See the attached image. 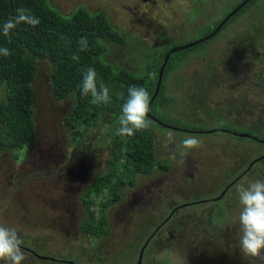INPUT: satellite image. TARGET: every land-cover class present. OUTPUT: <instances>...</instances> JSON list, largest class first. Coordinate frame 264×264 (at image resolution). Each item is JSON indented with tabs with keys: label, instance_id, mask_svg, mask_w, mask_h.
I'll use <instances>...</instances> for the list:
<instances>
[{
	"label": "rangeland",
	"instance_id": "374dc122",
	"mask_svg": "<svg viewBox=\"0 0 264 264\" xmlns=\"http://www.w3.org/2000/svg\"><path fill=\"white\" fill-rule=\"evenodd\" d=\"M234 1L51 0V4L65 14L83 4L92 11L104 10L124 37L119 43L106 41V59L142 74L156 49L158 53L201 38L207 25ZM252 20L253 11H246L215 37L174 57V63H182L167 72L168 104L156 112L176 124H156L152 129L155 154L168 168H155L139 175L134 185L119 187L121 197L116 201L107 188L116 176L103 183L91 206L96 222L102 213L106 218L107 232L98 237L81 231L79 222L86 216L81 198L109 169L108 123L100 119L73 139L64 124L73 98L55 99L51 65L37 60L32 82L35 139L21 148H0V224L16 228L21 245L40 255H25L21 248L22 264H55L41 256L76 264L133 263L161 221L157 235L148 240L146 264H264L240 252L242 206L237 191L241 185L264 181V156L260 158L264 144L232 133L252 128L264 117V44L256 38L263 31L254 25L249 31ZM254 20L264 24V16ZM191 88L196 91L189 93ZM4 94L2 87L0 96ZM169 133L173 142L168 141ZM190 136L201 145L185 152L178 145ZM251 162L250 169L232 182ZM213 200H222L226 211L220 222H214L218 203ZM104 201L109 204L101 210Z\"/></svg>",
	"mask_w": 264,
	"mask_h": 264
},
{
	"label": "trees",
	"instance_id": "16d2710c",
	"mask_svg": "<svg viewBox=\"0 0 264 264\" xmlns=\"http://www.w3.org/2000/svg\"><path fill=\"white\" fill-rule=\"evenodd\" d=\"M241 1L235 0L215 21L207 25L200 37L211 32L220 20ZM246 11H253V20L249 24V31L253 25L262 30L263 35L260 37L257 34L256 38L264 44V24L260 22L257 24L254 20L256 16H264V0H250L232 15L221 29H226L231 22ZM21 13L38 17L39 24L33 27L27 23H19L10 30L8 36H5L3 34L4 23L15 20ZM215 36L216 34L213 37ZM81 37L87 38V50L85 51H81L77 43ZM107 40L119 43L124 40V37L110 23L108 14L104 10L92 11L83 4L65 14L52 5L51 0H0V48L6 47L11 52V55L7 57L0 55V89L3 87L5 92L4 97L0 96V148H21L35 139L36 123L32 82L37 74L38 59H46L51 65L50 84L55 99L73 98L72 106L64 117V124L70 130L73 139L81 138L100 119L108 123L105 133L110 136L109 169L82 194L86 216L80 222V228L85 236L94 237L107 232L104 213L96 222L94 211L91 209L94 204L93 195L97 196L102 193L103 183L110 181L113 175L116 176V180L112 184H107L108 191L112 194L111 200L116 201L121 197L119 187L134 185L139 175H148L155 168L163 171L168 168V163L155 154V136L152 129L153 125L159 123L146 115L150 127L145 131L136 132L130 137L116 135V129L119 127L118 120L122 114V105L128 98V88L133 85L143 87L151 97L160 65L171 47L158 53H155L157 49L152 51V62L147 65L146 72L140 74L125 66H115L106 59ZM204 42L175 51L169 56L159 91L148 111L160 122L169 125L176 124L165 120L156 112L158 106L168 104L165 99L168 90L167 72H170L174 66L179 67L182 63H174V57L180 56L189 49H195ZM149 52H146L145 55H148ZM74 55L78 56V59H73ZM262 60H264V52ZM89 67L96 71L97 89L99 90L102 86L109 89L110 102L106 105H94L90 103V96L80 95L78 86ZM197 76L200 82V75ZM194 91L196 90L191 88L189 93H194ZM261 119L262 121L254 127L244 128V131L240 132H247L264 140L263 115ZM118 170L122 172L123 176L116 175ZM231 184L232 182L229 186ZM216 202L218 205L213 211L216 218L214 222H220L226 211L222 200ZM108 204L109 202H101V210H104ZM143 260L142 257V264H146V262L143 263Z\"/></svg>",
	"mask_w": 264,
	"mask_h": 264
},
{
	"label": "clouds",
	"instance_id": "9594fccd",
	"mask_svg": "<svg viewBox=\"0 0 264 264\" xmlns=\"http://www.w3.org/2000/svg\"><path fill=\"white\" fill-rule=\"evenodd\" d=\"M27 23L33 27L39 24V18L24 13L19 14L15 20H9L3 25V34L8 36L11 29L19 23ZM80 50H87V38L81 37L77 42ZM0 55L7 57L11 55L8 48H0ZM78 59V56H73ZM80 95L91 97L90 103L94 105L108 104L110 102L109 89L102 86L99 90L96 85V71L89 67L83 75L81 84L78 86ZM149 93L143 87L135 85L128 88V98L121 108L118 120L119 127L116 135L121 137L133 136L136 132H142L150 127L146 119L149 111ZM174 137L168 134V141L173 142ZM201 141L190 136L184 139L179 148L185 152L198 148ZM239 202L242 209L239 214V226L241 229L240 252L244 257H251L264 261V181L256 180L247 187L241 185L238 188ZM33 237L37 233L32 234ZM23 243L16 228L0 224V261L4 264H22L25 259L21 249Z\"/></svg>",
	"mask_w": 264,
	"mask_h": 264
},
{
	"label": "water",
	"instance_id": "95a60500",
	"mask_svg": "<svg viewBox=\"0 0 264 264\" xmlns=\"http://www.w3.org/2000/svg\"><path fill=\"white\" fill-rule=\"evenodd\" d=\"M250 0H242L238 5H236L233 9H231L221 20L220 22L217 24V26L211 31L209 32L208 34H206L205 36H202L201 38H198L194 41H191L189 43H186V44H183V45H178V46H175V47H172L169 49V51L165 54L164 58H163V61H162V64L160 65V68H159V71H158V77H157V81H156V85H155V89H154V92L153 94L151 95L150 97V101H149V106L150 104L152 103L153 99L156 97L158 91H159V87H160V84H161V80H162V76H163V71H164V68H165V65L169 59V56L174 53L175 51H178V50H182V49H186V48H189V47H192V46H195L201 42H204L206 40H209L210 38H212L216 33H218V31L222 28V26L226 23V21L232 16L234 15L236 12H238L242 7H244ZM148 117H150L151 119H153L154 121H156L157 123L163 125V126H166V127H172L171 125L169 124H166V123H163V122H160L159 120H157L155 117L151 116L149 112H147L146 114ZM173 128H176V126H174ZM232 132V131H231ZM233 134L235 135H238V136H249L251 137L253 140L257 141V142H260V143H263L264 144V140L262 139H259L249 133H242V132H232ZM264 156V154L262 156H260V158H262ZM259 158V157H258ZM259 158V159H260ZM253 164V162L249 163L247 168L242 172V174L247 171L250 166ZM241 174V175H242ZM240 176V175H239ZM238 176V178H239ZM229 186V185H228ZM228 186H226V188H228ZM225 188V189H226ZM225 190H223V193H224ZM142 252H143V248L142 250L140 251V254H139V258H138V263L141 261V258H142ZM39 256V255H38ZM43 257V256H41Z\"/></svg>",
	"mask_w": 264,
	"mask_h": 264
},
{
	"label": "flooded vegetation",
	"instance_id": "af4514ba",
	"mask_svg": "<svg viewBox=\"0 0 264 264\" xmlns=\"http://www.w3.org/2000/svg\"><path fill=\"white\" fill-rule=\"evenodd\" d=\"M228 9V8H227ZM217 34V33H216ZM236 136H238V135H236ZM239 137H242V136H239ZM245 138H249V139H251V140H253L251 137H249V136H244ZM255 141V140H254ZM257 142V141H256ZM257 143H260V142H257ZM260 144H262V143H260ZM248 166V165H247ZM245 170V169H244ZM244 170H242L240 173H239V175H241L242 174V172L244 171ZM246 173V172H245ZM245 173H243L242 175H244ZM239 175H235L232 179H233V181L232 182H234L235 180H236V178L239 176ZM231 179V180H232ZM229 185V184H228ZM227 185V186H228ZM229 187V186H228ZM225 188H226V186H225ZM224 188V189H225ZM206 199H209V200H211V199H213L212 197H209V198H206ZM81 201H82V203H83V199L81 198ZM197 201H199V200H195V202H197ZM213 201H215V200H213ZM84 204V203H83ZM187 204H189V203H187V202H184L182 205H187ZM85 205V204H84ZM83 208H84V210H86V207L85 206H83ZM173 209H175V208H173ZM85 218V217H84ZM83 218V219H84ZM82 219V220H83ZM81 220V221H82ZM80 221V222H81ZM79 222V223H80ZM162 222V221H161ZM160 222V223H161ZM160 223H158L157 225H160V226H158L157 227V225H156V227H155V229L152 231L153 233H151L149 236H148V238H147V240L145 241V243L141 246V248L139 249V253H138V258H139V254H140V251L142 250V248H143V252H142V257L144 258V252H145V249H146V246L148 245V240L149 239H151L152 240V238H154L157 234V231L163 226V224H164V221L160 224ZM162 225V226H161ZM157 230V231H156ZM156 231V232H155ZM21 248H24V249H26L25 250V255L27 254H31V255H33V257H36V258H38V255L39 254H37V253H35L34 251H33V249H30V248H26V247H24V246H22L21 245ZM40 256V255H39ZM47 258H45V257H42L41 259H43V260H49V261H54L55 262V264H76L75 262H72V261H69V260H58V259H55L54 257H51V256H46ZM138 258H137V260L135 261V262H133V263H129V264H142V258H141V261L138 263ZM60 262H63V263H60ZM144 262H145V260H144Z\"/></svg>",
	"mask_w": 264,
	"mask_h": 264
}]
</instances>
